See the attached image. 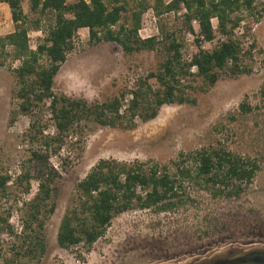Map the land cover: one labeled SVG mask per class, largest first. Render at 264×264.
<instances>
[{
  "label": "trees",
  "instance_id": "trees-1",
  "mask_svg": "<svg viewBox=\"0 0 264 264\" xmlns=\"http://www.w3.org/2000/svg\"><path fill=\"white\" fill-rule=\"evenodd\" d=\"M0 1L8 3L15 28L0 37V67L10 56L20 61L13 68L18 106L11 122H15L19 112L32 117L26 136L32 145L29 161L33 164V168L25 167L16 177L8 171L0 173V197L9 200L11 182L15 181L25 195L31 192L32 180L38 182L33 198H15L0 210V260L6 264L41 261L46 254L47 223L56 210L53 184L60 177L51 156L60 152L73 136L79 139L83 122L131 128L139 118H156L164 104H196L194 93L208 91L224 75L239 77L251 73L250 61L258 48L254 25L264 17V6L261 10L256 0H28L31 12L37 15L30 22L24 0ZM151 7L159 17L182 12L180 34L161 26L160 37L142 38L139 30L143 14ZM45 15H51L52 22L33 48L30 30L41 29ZM248 16H253V21ZM81 28H88L90 44L116 42L126 55L161 49L163 60L157 70L138 76L129 90L105 100L91 101L59 92L55 78L75 49ZM183 32L194 34L199 46L191 60L183 57ZM217 32L225 39L211 50L202 48V43L214 40ZM197 77L203 84H195ZM152 78L156 85L150 82ZM261 94L264 98V85ZM127 95L130 97L125 103ZM44 107L51 114L54 132L47 130L48 124L37 113H43ZM253 110L248 97L239 104L241 115ZM259 169L257 159L213 143L181 152L174 171L160 162L127 163L102 158L77 183L75 204L61 219L57 242L65 249L84 245L89 250L119 214L134 208L167 212L191 201L187 183L209 191L213 197H240ZM15 212L18 224L12 220ZM257 261L253 264H262Z\"/></svg>",
  "mask_w": 264,
  "mask_h": 264
},
{
  "label": "rangeland",
  "instance_id": "rangeland-1",
  "mask_svg": "<svg viewBox=\"0 0 264 264\" xmlns=\"http://www.w3.org/2000/svg\"><path fill=\"white\" fill-rule=\"evenodd\" d=\"M256 2L262 10L264 0ZM23 6L31 22L37 15L31 12L28 0H24ZM181 14L174 11L159 17L153 7L149 8L143 14L140 36L160 37L161 26L180 34ZM42 18V28H32L29 33L33 48L52 22L51 15ZM253 18L248 16L249 21ZM213 22L217 28V20ZM194 26L199 31L197 22ZM14 29L10 7L0 1V37ZM254 32L258 48L250 61L252 72L239 77L222 76L208 91L194 93L196 104H164L156 118L149 121L139 118L131 128L102 126L91 121L80 125L83 132L79 139L71 136L60 152L51 156L60 177L53 184L57 192L56 210L47 223V252L41 261L27 264H199L219 255L264 252V98L261 94L264 17L254 25ZM183 36L182 53L189 60L199 46L194 34L183 32ZM224 39L217 32L214 40L202 43V48L211 50ZM75 46L55 78V89L91 101L105 100L129 90L138 76L157 70L163 60L161 49L126 55L116 42L90 44L88 28L80 29ZM19 64V60L10 56L0 67V173L8 171L13 177L27 166L33 168L29 161L32 145L26 136L32 117L19 112L15 122H11L12 112L18 106L14 98L18 83L13 68ZM150 82L157 84L155 78ZM195 84H203L202 79L197 77ZM129 97L126 96L125 103ZM246 97L254 110L241 115L239 104ZM42 110L43 113H37L48 124L47 130L54 132L50 112L45 107ZM211 143L260 163L253 183L240 197H213L209 191L187 183L191 201L183 206L167 212L134 208L114 217L105 235L89 250L84 245L70 249L59 246L58 229L64 213L75 204L76 185L100 159L160 162L174 171L181 152ZM10 186L9 200L0 197V210L15 198L22 201L33 198L38 190L36 180H32L28 195L20 193L15 181ZM14 214L12 220L18 224V213ZM0 264L6 263L0 260Z\"/></svg>",
  "mask_w": 264,
  "mask_h": 264
},
{
  "label": "flooded vegetation",
  "instance_id": "flooded-vegetation-1",
  "mask_svg": "<svg viewBox=\"0 0 264 264\" xmlns=\"http://www.w3.org/2000/svg\"><path fill=\"white\" fill-rule=\"evenodd\" d=\"M256 260H258V262H264V254L257 255V258L254 251H249L242 255H219L210 260H203L199 262V264H253Z\"/></svg>",
  "mask_w": 264,
  "mask_h": 264
},
{
  "label": "built area",
  "instance_id": "built-area-1",
  "mask_svg": "<svg viewBox=\"0 0 264 264\" xmlns=\"http://www.w3.org/2000/svg\"><path fill=\"white\" fill-rule=\"evenodd\" d=\"M214 19H216V18H213V19H212V21H214ZM213 23H214V22H213ZM214 26H215V25H214ZM191 58H192V57H191ZM191 58H190L189 60H191ZM195 68H196V67L194 66V68H193V69H195Z\"/></svg>",
  "mask_w": 264,
  "mask_h": 264
},
{
  "label": "crops",
  "instance_id": "crops-1",
  "mask_svg": "<svg viewBox=\"0 0 264 264\" xmlns=\"http://www.w3.org/2000/svg\"><path fill=\"white\" fill-rule=\"evenodd\" d=\"M4 4H6V5H8V3H6V2H3ZM8 7H9V5H8Z\"/></svg>",
  "mask_w": 264,
  "mask_h": 264
}]
</instances>
